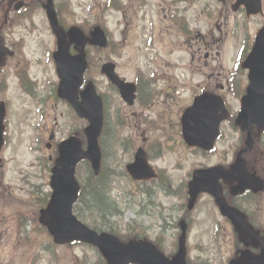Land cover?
Segmentation results:
<instances>
[{
    "label": "rangeland",
    "instance_id": "obj_1",
    "mask_svg": "<svg viewBox=\"0 0 264 264\" xmlns=\"http://www.w3.org/2000/svg\"><path fill=\"white\" fill-rule=\"evenodd\" d=\"M4 1L5 4L0 2L2 16L10 0ZM125 1L56 0L62 20L59 24L64 30L66 27L79 26L86 36L93 33L94 27L101 26L109 37L105 48L92 50L89 54L91 57L87 79L95 82L98 92L107 100L108 118L105 121L108 141L105 139L103 144L106 146L102 145V171L106 190L109 191L110 205L113 204L117 215L109 217L112 212L109 210L110 205L104 209L105 216L93 211L94 202L89 190L87 204L80 206L82 215L77 216L99 233L114 231L113 234L123 242L139 239L140 236L150 241L157 238L167 255L176 251L181 222L186 218L189 225V264H229V259L236 251L233 226L220 215L216 204L211 203L206 196L201 198L197 209L188 215L185 209L189 198L186 197L187 189L186 186L183 188V185H179L182 180H191L188 179L190 173L200 164L230 162L238 147L243 144L245 136L242 135L241 138L240 129L227 122L222 127V138L217 142L214 152L203 155L200 149L188 148L177 132L178 117L175 111L178 104L170 97L172 93L175 98L182 99V102L192 101L194 94L209 87L222 94L231 110L238 113L241 97L245 94V91L242 92L243 86L246 88L248 85V77L241 68L247 53L244 52V38L247 36L251 44L261 20L245 21L242 16L237 15L239 26L236 27L233 22L231 26L229 23L230 35H222L213 44L211 58H205L201 51L198 54L196 46L188 47L187 44V47L183 45V49L175 46L178 51L171 56L164 44L165 40H158L154 35L156 22L162 20L165 14L163 7L148 0V5L137 17L132 12L124 11ZM43 2V8L39 4L41 7L31 13L28 21L25 20V10L20 13L14 10L12 27L8 29L10 42L19 48L21 57L18 59L25 57V67L27 65L29 69L28 80L38 78L37 89L43 104L40 106L42 111H39L40 102H36L26 92L24 94L20 90H14V77L7 78L9 93L3 95L11 99L8 116L11 125L8 123L5 146L1 153L3 160L0 161V264H103L106 261L97 248L82 243L57 245L39 222V211L43 207L41 201L52 193L50 169L53 162H48V159L56 151V146L48 149L47 142H51L52 133L57 141L70 135L85 139L84 128L87 126L86 121L77 116L65 102L47 104L59 79L52 61V52L56 49V33L46 14L48 11L45 6L49 1ZM198 9V6L193 7L190 16H187L193 28L203 26L205 29L204 22L196 20L195 12ZM231 13L234 12L231 10ZM156 44L165 51L162 53L161 50V57L152 65L151 56ZM205 49L202 48V51ZM18 59L11 60L9 72L17 67ZM110 62L115 64L116 72L128 81H134L137 70L142 69H145L150 78L152 66L167 70L170 74L176 89H171L169 93L157 91L160 83L141 86V99L152 104V127L148 124L137 125L140 113L133 111H140L142 108L124 107L121 113L116 111L115 105L120 108L122 99L116 96L111 84L101 74L102 65ZM228 82L230 86L226 87ZM234 82L238 83L235 85ZM217 85L224 86V89L217 88ZM36 107L38 111L35 110ZM160 110H166L168 114L159 116ZM163 125L164 130H161ZM253 135L256 136L254 131V139ZM154 136L161 137V140L150 146L149 153L153 156V165L164 169L167 179H171V188L167 185L161 187L165 191L159 189V182L146 184L144 187L135 184L125 173V167L133 161L138 146ZM253 148L248 151V158L245 155L243 157L247 159L246 162L250 160L249 155L257 157L259 160L251 161V169L261 175L264 173V155L255 152L254 145ZM54 156L56 158V153ZM257 167L262 169L261 172ZM89 169L92 170L89 162H82L77 166L76 172L83 185L91 177ZM171 190L173 193H169ZM247 208L254 222L264 227V193L255 202H250ZM216 223H220L219 229L216 228Z\"/></svg>",
    "mask_w": 264,
    "mask_h": 264
},
{
    "label": "water",
    "instance_id": "obj_2",
    "mask_svg": "<svg viewBox=\"0 0 264 264\" xmlns=\"http://www.w3.org/2000/svg\"><path fill=\"white\" fill-rule=\"evenodd\" d=\"M244 0H239L238 4ZM48 18L58 38V50L54 53L57 72L60 77L59 95L67 100L78 115L89 121L85 129L88 148L82 147L80 138L72 136L59 146V157L52 169L51 187L53 192L47 206L41 209L40 222L48 228L56 244H68L81 241L99 248L108 264H188L186 261L185 233L180 240L179 250L172 257L166 256L157 245L146 240L121 241L110 233H99L90 228L73 212V205L78 200L80 183L76 177L77 164L88 159L96 174L100 172L102 153L99 147V137L102 133L104 115L103 101L97 94L93 82H89L80 92L84 83V74L88 64L85 55L70 53L71 43L85 50L88 38L77 27L68 32L59 24L54 10L53 0L45 6ZM92 43L101 47L107 45V39L101 27H96ZM4 39L0 35V63L8 53ZM243 68L249 69L250 84L247 93L242 97L241 111L237 117V125L248 133L246 147L238 153L237 162L226 170L221 167L197 170L190 182L191 204L197 195L209 191L215 196L221 211L229 216L238 228L242 241L259 245L262 252L257 255L247 250L239 257L232 259L230 264H264V239L251 226L246 216L228 204L222 194L219 177L239 180L235 189L242 191L248 187L262 190L264 183L254 178L247 171V162L243 155L253 147L252 133L254 125L259 131L264 130V27L259 31L253 49ZM103 74L117 85L129 103L135 99V86L126 83L117 73L115 64L110 62L102 67ZM230 118V113L222 97L206 92L198 96L194 104L183 116V136L190 146H198L205 150L214 148L220 135V126ZM3 126H0V152L3 147ZM128 170L135 179L155 177V170L149 165L143 149L136 154V161L128 165Z\"/></svg>",
    "mask_w": 264,
    "mask_h": 264
},
{
    "label": "flooded vegetation",
    "instance_id": "obj_3",
    "mask_svg": "<svg viewBox=\"0 0 264 264\" xmlns=\"http://www.w3.org/2000/svg\"><path fill=\"white\" fill-rule=\"evenodd\" d=\"M10 1L8 3V6H6L7 9L5 11V14H3V16L0 15V34L5 39L6 45L12 51V54H7L5 59L3 61H1V63H0V94H1V96H0V109H1V113L2 114L4 113V121H3L4 135H6V131H7L8 127L11 125L10 119L8 117L10 115L9 108H10V104H11V99L3 95V94L9 93V86H8V81H7V78L9 76L14 77V80H15V84L13 86L14 90H20L24 94L26 92L27 95L30 96L31 98H33L36 102H40L39 107H38L39 111H42L40 109V106H41V104H43V102L41 101V96H40L41 94H39V90L37 89L38 78H35V79L31 78L28 80L27 74H28L29 69H28L27 65L25 67V57H24V59H18V57H21L19 48L17 47V45L15 43L12 44L8 38L10 35L8 32V29L12 27V19L15 15L14 10H17V4L11 3ZM23 1L25 2L24 7L22 9L17 10V11H19V13H20L21 11L25 10V20H27V21L29 20L31 13H33V11H35L37 8L41 7L39 4L42 5V8L45 5L43 2L44 0H23ZM119 1H122V0H119ZM149 1H151L154 5H156L158 7H163L162 11L165 14H164L162 20H164V22H162V20H159L160 23H159V21L156 22L155 29H154L155 30L154 35H156L158 37V40L159 39L161 41L165 40L164 44L166 45V49L168 50V54L171 56H173V54L178 51L177 48H175V46H179L181 49H183V45L186 46V44H187L188 47H190L191 45L196 46L198 54L201 51L204 54L205 58H209V57L211 58L213 44H215L216 41L220 40L222 38V35H224V34H227L228 36L230 35L229 23L231 26H232V24H231L232 22L236 27L239 26L238 18L236 17L237 15L242 16L245 21L261 20L260 21V28L257 30L258 32L264 26V0H244V1L240 2L239 4H237L238 0H207L208 1L207 3L201 2V1H206V0H149ZM0 2H1V4L2 3L5 4L4 0H0ZM211 3H213V4H211ZM124 4H126V8H128V9H126V8L124 9V11L126 13L132 12V14H134L135 16L138 17L139 13L142 12L143 9L148 5V0H126ZM114 5H115V3L112 4V6H114ZM195 6L199 7V9L196 10V12H195L196 13V20L201 19L205 24L204 25L205 29H203V26H201L199 29H196V28H193L191 25L192 23L190 22L188 16H190V14H189L190 10L193 9V7H195ZM54 8L57 11L59 19L61 20L60 13L57 9L56 0H54ZM231 10L234 13H231ZM232 18H235V20H233ZM66 28L68 29V27H66ZM258 32L254 36V39L252 40L251 44H250V41H248V37L245 36L244 39L246 40V42H245V46H244V52H247V53H245L244 60L247 58L248 54L252 50L253 45H254L255 40H256V37L258 35ZM89 33H91V31ZM204 47L206 49L203 52L202 48H204ZM154 49H155V52L151 56V58L153 60L152 65H155L156 62L161 57L160 56L161 50H162V53H164V51H165V49L161 48V46L159 44L158 45L156 44ZM55 50H53V52H52V61L54 63H55V61H54L53 54H54ZM92 50H97V49H96V47L91 46V45L87 46L86 55H87L88 62H90L91 56L89 54L92 52ZM71 52L75 54L78 51L72 46ZM244 52H243V55H244ZM202 53H201V55H202ZM215 56H214V58H215ZM14 58L18 59V65H17V67H14L15 69H11V71L9 72L8 68L11 64L10 62ZM55 67H56V64H55ZM242 70L245 71L246 77H248V84H249V82H250L249 70L243 69V68H242ZM150 71L152 73L150 74V78H149L146 74L145 69H142L139 71L137 70V78L133 81L136 85V89H137L136 94L137 95H136L135 103L133 105L127 104L121 98V96L118 92V89L116 87L111 85V88L115 91L116 96H120V98L123 100V101L120 100L121 101L120 108H118V106L115 105L116 111L121 113V111H123L124 107L125 108L126 107L131 108V107L135 106V107L142 108V110H140V111L136 110V109L133 111V113H140L139 119L137 118L138 119L137 125L148 124L149 126L152 127L151 122H150L151 121L150 117L153 116L152 111L150 110L152 104H150V101H148V100L141 99V86H142V84L147 86L148 85L147 83H156V84L160 83V85H158L157 91L162 92V93L163 92L169 93V91L171 89L175 90L176 86L174 84H172V78H171V76L167 70L166 71L159 70L158 67L152 66ZM25 73H26V75H25ZM236 81H238V80L236 79ZM237 83L238 82H234L235 85ZM225 86L229 87L230 83L229 82L226 83ZM219 87L221 90L224 89V86L217 85V88H219ZM231 87H233V84L231 85ZM238 87H239V84H238ZM165 88H167V89H165ZM206 92H212V93L219 94L215 90H212L209 87H205V88L201 89V91L197 92V94H194L192 96V101L185 100L184 102H182V99L175 98L174 95L171 93L170 98H174L178 104V107L175 111V115H176V117H178V122H177L176 126L178 127L177 132L180 134L181 138H183V116H184V114H182V113L186 110V108L190 107L193 104V101H194L196 96L201 95V94L206 93ZM242 92H244L246 94V88L244 86H243ZM50 94H51L50 98L47 102L48 105L51 103H56V102H58V103L65 102L59 96L58 84H57V87H54L52 89ZM219 95H221V94H219ZM100 96L102 97L103 102H104V116H105V119H107L108 118L107 107H106L107 100H106L105 96H103L102 94H100ZM224 99H225V97H224ZM24 103H25V100H24ZM227 104H228V102H227ZM228 107L231 110L229 104H228ZM38 109H37V107L35 108L36 111H38ZM125 111H127V110H125ZM160 112L161 113H159V116H165L168 114V112L166 110H160ZM231 112H232V117H234L236 113H234L232 110H231ZM170 113H173V111H171ZM154 116H156V115H154ZM152 119H154V118H152ZM231 122L234 123L232 120H231ZM8 123H9V126H8ZM232 123H231V125H233ZM106 126H107V122L105 121V139L107 142L108 139L106 138L107 137L106 135H107L108 130H106ZM233 126H236V125L234 124ZM163 127H164V125L162 126L161 130H164ZM118 128H119V126L117 125V129ZM254 134H256V136L253 135L254 140H255V144H254L255 152L258 151L261 153V155H264V131L262 133H259L255 130ZM242 135L247 138V135H245V133L241 132V138H243ZM51 138H52V140H50L51 141L50 143L47 142V146L50 145V148L51 147L53 148L54 146H56V148H57L59 141H57V137L55 136L54 133H52ZM160 140H161V137H159V136H157V137L154 136V137L150 138V140L146 139L144 141V144L142 143V145L138 146V148L135 150L134 156H133V161L128 163L125 167V173L129 177L131 182H133L135 184L143 185V187L146 184L159 182V189L163 190V188H161V187L164 185H167V187L171 188V179L170 178L167 179L168 177H166L164 169H161L158 166L153 165V163H152L153 156L150 155V153H149L150 152L149 151L150 146L153 143L160 142ZM52 141H54L55 143H52ZM240 142H241V140H240ZM186 146L188 148H191L187 144H186ZM244 147H245V138L243 140V144L240 147H238L239 149L236 151L233 159L230 162H219V163L215 162V163L204 164V165L200 164L199 167L195 168L190 173V177L188 178L191 180H188V181L182 180L181 181L182 183L179 185L180 187L183 185V188H184V186H186V189H187L186 190L187 191L186 197H189L191 199L190 181L193 180L195 172L197 170L210 169L212 167H221L223 169L229 170L237 162L238 153ZM123 148H124V146H123ZM139 149H143L145 151L149 162L153 165V167L156 170L157 177L138 180V179H135L128 172L127 167L129 164L135 162V156H136V153L138 152ZM194 149H197V148H194ZM131 150H132V148H131ZM131 150H129V151L126 150V152H130ZM201 153H203V155L207 154L206 152H201ZM248 154H249V152L247 154H245V157H247ZM54 155H55V152L49 156L48 162H53V163L55 162V156ZM261 155H259V156L261 157ZM249 158H250V160H248V162H247V171H248L249 175H251L254 178L261 179V181L264 183V173L261 174L263 176L262 177L260 175V173H254L253 170L251 169V167H252L251 161L252 160H259V159L257 157H253L250 155H249ZM103 167H104V165H103ZM260 168H261V165H260ZM257 169H259V168L257 167ZM261 170L262 169H259L260 172H261ZM188 176H189V174H188ZM219 183L221 185L222 194H223L224 198L227 200V202L229 203V205L235 210H241L246 215L248 223L250 225H252L254 227V229L257 232H259L260 235L264 238V227L263 226L261 227L254 222V219L251 217L250 213L248 212V208H247V205L249 206L250 202L253 203L261 197V195L264 193V189L260 190V189H255L254 187H248L242 191H237L235 189L240 184L239 180L227 179V178L221 177V176L219 177ZM163 191H165V190H163ZM169 193H173V190L169 191ZM203 196L204 197L206 196L210 200L211 203H215L214 200L216 201V199L213 197V195L209 191L203 190L197 195L195 201L192 204H190V199L188 198L187 204H185V207H186L185 209L187 210L188 215L191 214L193 210L197 209V206L199 205V202ZM185 199H187V198H185ZM218 209H219L218 211H219L220 215L233 226L234 241H235L234 247L236 248V251H235L234 256L232 258H230L229 261L233 258L239 257L240 255H242L243 252H245L247 250L251 251L252 253L259 255L262 252L261 247L259 245L252 243L251 240H249L250 241L249 244L247 242L242 241V239L240 237V233L238 231V228L235 225V223L233 222V220L230 217H227L226 215H224L222 213L220 207H218ZM262 213L264 216V212H262ZM263 223H264V219H263ZM215 226L217 229H219L221 227L220 223H216ZM184 233H185V247L187 248L189 225L187 224L186 218L182 219L181 226H180V235H179V239L177 240V249L174 252V254L178 251V248L180 245V240L183 237ZM140 238H146V237L140 236L139 239ZM153 242H155L157 245H159V247H161V244L158 242L157 238H154ZM187 251H188V249H187ZM174 254H172L171 256H173Z\"/></svg>",
    "mask_w": 264,
    "mask_h": 264
},
{
    "label": "trees",
    "instance_id": "obj_4",
    "mask_svg": "<svg viewBox=\"0 0 264 264\" xmlns=\"http://www.w3.org/2000/svg\"><path fill=\"white\" fill-rule=\"evenodd\" d=\"M105 140H101V143L103 146H106L103 144ZM90 172L91 177H89L88 182L83 185L82 184V190L80 192V198L78 203L75 205V213H77V215H82L80 214V209H81V204L86 205L87 204V194L89 192V190H91L90 192V196L92 197L93 200V208H95L96 213H98L99 215H103L105 216V208L108 207L110 205V196H109V191L106 190V181L104 180V176H103V171H101V173L99 175H95L93 173L92 170H88ZM89 174L87 173V176ZM48 198H45L44 201H42V203H46ZM109 210H112V212H110L109 217L117 215V212L113 210V204L110 205ZM90 211V210H88ZM111 229V228H110ZM113 230L111 229L110 232H112ZM114 232V231H113ZM112 232V233H113ZM126 240V238H125ZM103 264H107L106 262H104Z\"/></svg>",
    "mask_w": 264,
    "mask_h": 264
}]
</instances>
